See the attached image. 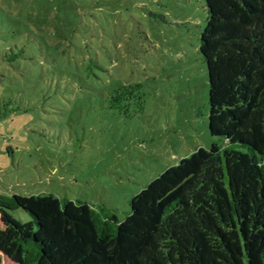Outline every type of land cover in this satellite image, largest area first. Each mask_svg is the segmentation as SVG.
Wrapping results in <instances>:
<instances>
[{"label": "rangeland", "instance_id": "rangeland-1", "mask_svg": "<svg viewBox=\"0 0 264 264\" xmlns=\"http://www.w3.org/2000/svg\"><path fill=\"white\" fill-rule=\"evenodd\" d=\"M206 19L204 0H0V192L123 220L165 168L222 144L208 132ZM120 86L137 87L113 108Z\"/></svg>", "mask_w": 264, "mask_h": 264}, {"label": "trees", "instance_id": "trees-1", "mask_svg": "<svg viewBox=\"0 0 264 264\" xmlns=\"http://www.w3.org/2000/svg\"><path fill=\"white\" fill-rule=\"evenodd\" d=\"M204 4L208 132L222 144L165 168L123 220L51 193L0 192V264H264V0ZM134 88L113 90L112 107Z\"/></svg>", "mask_w": 264, "mask_h": 264}]
</instances>
